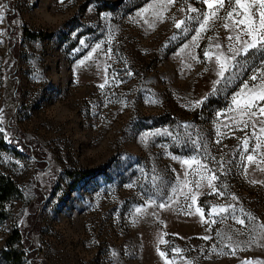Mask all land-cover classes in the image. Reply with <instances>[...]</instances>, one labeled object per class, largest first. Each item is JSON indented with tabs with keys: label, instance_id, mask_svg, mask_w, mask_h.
Returning a JSON list of instances; mask_svg holds the SVG:
<instances>
[{
	"label": "rangeland",
	"instance_id": "rangeland-1",
	"mask_svg": "<svg viewBox=\"0 0 264 264\" xmlns=\"http://www.w3.org/2000/svg\"><path fill=\"white\" fill-rule=\"evenodd\" d=\"M0 4V171L21 190L0 222V264H14V229L30 251L16 264H165L158 250L169 264H264V147L252 152L264 123L233 103L259 83L264 48L218 76L215 54L239 46L228 0L199 35L203 0ZM213 174L215 192L196 187Z\"/></svg>",
	"mask_w": 264,
	"mask_h": 264
},
{
	"label": "snow or ice",
	"instance_id": "snow-or-ice-1",
	"mask_svg": "<svg viewBox=\"0 0 264 264\" xmlns=\"http://www.w3.org/2000/svg\"><path fill=\"white\" fill-rule=\"evenodd\" d=\"M176 2V0H162L163 7L167 8L169 5H172ZM203 3L206 4L208 12L204 14L203 20L200 22L199 26V35L200 33H203L207 30V27L210 23V21H215L217 19H221V17L218 15V12L220 9H225L226 0H203ZM228 5L231 8L230 11L226 10V16H224L222 19L224 20L223 27L225 30L234 29L236 30L235 36H229L227 39L230 41H235L236 45H239L238 47L229 46L228 52L232 53L231 56L225 55L224 52H218L215 54V62L219 67V72L217 73L218 76L221 78H224V74L226 71H228L230 68L233 67L232 61L235 60L237 55L240 54H247L249 50L256 49V48H264V0H228ZM3 5L0 4V8H2ZM183 11V9H181ZM189 12L195 11V9H188ZM157 15H161L158 13ZM238 18V19H237ZM3 20V14L0 13V21ZM228 21H231V25H229ZM185 23L183 20H178L175 22V27L177 29H180L182 25ZM242 26V27H241ZM243 36H247L248 39L244 40L242 39ZM215 49H219L221 47L220 44H215L213 46ZM97 48H99V45H97ZM205 57L207 59H213V53L211 52H205ZM90 58V57H89ZM195 59V57H193ZM131 75V73H129ZM252 81H259V83L253 84L252 86H249L248 84L244 85V88L241 90L243 93V96L234 98V110H238L241 114V116H248L250 118L256 117L258 123H264V121L259 120L257 114L259 113V116H264V105L260 104V101H264V71H260L256 74H254L251 77ZM220 81H216V83H219ZM105 84H107V80H105ZM101 88L104 87V84L100 85ZM199 103V102H198ZM255 109V111L253 110ZM2 122V121H0ZM242 123L247 127L248 121L243 120ZM5 130L3 128H0V132H4ZM261 136H264V128H260ZM258 143L256 144V147L252 149V152L256 153L261 147H264V140H261L260 137H257ZM244 150L245 152L248 151V141L245 140L244 142ZM246 160L248 163H255L256 157L254 155H247ZM185 165H187L189 168L192 167L193 163L197 164V169H194V172L199 175V167H204L203 165H200L199 161H183ZM264 170V169H262ZM217 179V177L213 174L212 176H200L199 180H196L194 183L197 188H200L201 181L206 180L207 186L213 190V192L216 191V187L214 185V181ZM253 183H256V181H253ZM188 185L185 184L184 187H187ZM187 198V197H186ZM233 199H236L235 197H232ZM192 204H196L197 197L196 195L191 196ZM159 207L165 208L167 205L160 204ZM143 210L140 208L136 209L137 213H141ZM227 209L221 207L219 209L213 208L210 215L212 214H218V213H224ZM191 214H199L201 217L202 223H209V221L204 219V211L200 207L195 208V213H188ZM236 223L238 224H244L243 220L237 219ZM207 239V237H205ZM160 243H164V240L161 239ZM177 254H179V249L175 250ZM159 255L162 259H165V264H169V262L166 259L165 253L163 251H159ZM245 264H252L251 261H246Z\"/></svg>",
	"mask_w": 264,
	"mask_h": 264
},
{
	"label": "trees",
	"instance_id": "trees-1",
	"mask_svg": "<svg viewBox=\"0 0 264 264\" xmlns=\"http://www.w3.org/2000/svg\"><path fill=\"white\" fill-rule=\"evenodd\" d=\"M25 35L29 38H43L41 34L31 33L25 30ZM21 196V190L16 182L9 176L3 174L0 171V222L7 218V204ZM19 239L22 241V234L19 230L14 229L12 235L5 242V253L6 259L16 264L21 260V256L30 253L27 246L25 245L21 251L15 249V244ZM30 264H37L30 262Z\"/></svg>",
	"mask_w": 264,
	"mask_h": 264
}]
</instances>
